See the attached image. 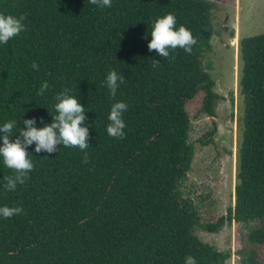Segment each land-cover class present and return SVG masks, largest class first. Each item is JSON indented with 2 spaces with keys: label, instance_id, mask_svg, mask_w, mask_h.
I'll list each match as a JSON object with an SVG mask.
<instances>
[{
  "label": "trees",
  "instance_id": "1",
  "mask_svg": "<svg viewBox=\"0 0 264 264\" xmlns=\"http://www.w3.org/2000/svg\"><path fill=\"white\" fill-rule=\"evenodd\" d=\"M211 8L210 0H112L105 8L89 0H0V13L25 24L0 44V122L19 124V115L49 121L54 94L68 87L89 125L86 149L35 153L29 145L34 167L25 182L15 190L0 186V204L22 208L0 216V264H184L186 255L195 264H226L229 251L195 230L214 232L232 220L248 230L240 264H264L255 250L264 245V32L238 42L243 109L233 206L203 222L182 194L195 151L190 104L214 115L219 96L205 66ZM164 12L190 29V52L159 57L148 50L150 37L142 34ZM109 69L123 76L111 97L103 83ZM44 80L49 86L37 97ZM117 99L128 105L119 138L105 130ZM211 133L198 138L200 145L212 142ZM10 172L0 165V185Z\"/></svg>",
  "mask_w": 264,
  "mask_h": 264
},
{
  "label": "rangeland",
  "instance_id": "2",
  "mask_svg": "<svg viewBox=\"0 0 264 264\" xmlns=\"http://www.w3.org/2000/svg\"><path fill=\"white\" fill-rule=\"evenodd\" d=\"M210 2L212 49L205 58V66L215 81L214 90L219 96L214 115L198 112L197 102L190 104V110L196 113L191 118L188 141L195 146V151L181 187L183 196L193 200L203 222L216 221L235 201L243 109L239 92L238 42L241 37L264 32V0ZM208 131L212 132V142L202 146L197 140ZM247 231L243 223L232 220L217 231L198 227L195 233L202 241L229 251L226 264H240L237 250L249 246ZM255 250L263 261L264 245L256 246Z\"/></svg>",
  "mask_w": 264,
  "mask_h": 264
},
{
  "label": "clouds",
  "instance_id": "3",
  "mask_svg": "<svg viewBox=\"0 0 264 264\" xmlns=\"http://www.w3.org/2000/svg\"><path fill=\"white\" fill-rule=\"evenodd\" d=\"M111 2L112 0H89L90 4L101 8L110 7ZM22 21V16L0 13V44L6 43L23 31L25 24ZM145 36L150 37L147 39L148 50L154 49L159 57H168L169 51L176 48L190 52L191 46L195 43V37L190 29L178 23L172 12H164L150 18L147 34H142V38ZM153 60L156 61L155 58ZM31 66L37 68L36 62L33 61ZM122 80L123 76L115 69L107 71L103 83L110 97L115 96ZM48 86L47 80L42 81L36 90V96H42ZM127 107V103L119 99L110 103L105 124L109 136L123 137L125 124L122 113ZM51 109V111L46 110L51 117L47 122L43 117L21 115L19 116L22 122L19 124L14 118L0 122V165L11 170L9 175L3 177V183L0 185L3 189L15 190L18 184L25 182L30 170L33 169V160L29 156L31 152L28 151L29 145L35 153H40L42 150L44 153H53L57 151L59 145L75 146L80 150L87 148L89 125L85 123L86 109L84 104L80 103L79 96L73 94L71 88H62L54 94ZM21 212L22 208L18 205L0 204V216L9 217ZM184 264H195L194 257L186 255Z\"/></svg>",
  "mask_w": 264,
  "mask_h": 264
}]
</instances>
